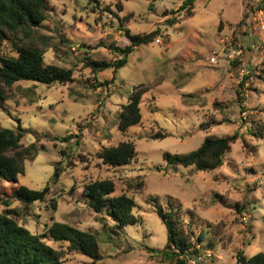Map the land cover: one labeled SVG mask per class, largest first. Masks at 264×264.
<instances>
[{
    "label": "rangeland",
    "instance_id": "obj_1",
    "mask_svg": "<svg viewBox=\"0 0 264 264\" xmlns=\"http://www.w3.org/2000/svg\"><path fill=\"white\" fill-rule=\"evenodd\" d=\"M183 1L48 0V19L36 30L49 37L44 62L71 69L72 82L4 87L0 128L22 129V146L35 144L38 152L24 160L17 183L0 178V212L16 211L32 234H45L55 221L98 234L99 261L46 238L65 264H169L161 254L167 230L153 199L180 211L184 234L199 249L186 264H236L241 251L264 252V131L257 136L264 127V0H195L191 16ZM121 27L157 34L110 83L113 69L94 73L86 59H118L111 47L130 44ZM12 38L0 43V57L15 55ZM136 88L146 90L141 123L123 133L117 116ZM158 133L167 137L152 139ZM234 133L238 140L217 170L172 168L163 159L196 150L207 136ZM124 141L136 148L130 164H104L100 151ZM97 180H111L116 194L135 200L137 224L116 229L87 205L83 190ZM21 185L49 187V194L25 206L14 197ZM203 227L209 233L198 242Z\"/></svg>",
    "mask_w": 264,
    "mask_h": 264
},
{
    "label": "trees",
    "instance_id": "obj_2",
    "mask_svg": "<svg viewBox=\"0 0 264 264\" xmlns=\"http://www.w3.org/2000/svg\"><path fill=\"white\" fill-rule=\"evenodd\" d=\"M194 5L195 0H184L181 8L186 9L187 16H191ZM48 15V0H0V43L6 40L13 41L12 37L18 39L17 42L14 41L15 55L0 57V101L5 100L4 87L11 88L17 82L28 81L47 86L72 82L71 69L46 65L44 62V54L51 45L47 42L49 37L39 35L36 30L48 19ZM175 23L176 21L171 22L172 25ZM120 30L125 33L130 44L124 48L111 47V50L118 54V59L114 61L86 59L87 66L94 73L113 69L114 75L110 83L114 82L115 73L127 64L129 55L137 47L152 42L157 34L152 32L134 35L128 28L121 27ZM61 41L66 42L64 39ZM145 93L144 88H136L130 94L127 103L122 105L117 116L121 132L126 133L131 127L141 123L140 104ZM263 131L264 127L257 131L259 138L262 137ZM23 137L22 129L0 128V178L10 183H17L19 176L24 173V160H34L37 156L38 149L35 144L22 146ZM165 137L167 135L158 133L153 135L152 139ZM71 139L70 135L64 142H70ZM237 140L238 133L223 137L207 136L196 150L184 155L166 152L163 159L172 168L182 166L191 167L198 172L214 171L224 164L226 154ZM99 156L108 166H127L135 158L136 148L132 142L124 141L117 146L103 148ZM60 175L61 170L56 167L52 180L56 182ZM138 186L141 188L143 183H139ZM48 194L49 187L32 190L21 185L14 190L16 200L25 206L36 201H44ZM82 195L87 205L98 214L105 213L113 221L116 229L124 230L129 225L137 224L138 219L133 215V210L137 206L135 200L124 193L116 194L115 184L111 180L90 182L85 186ZM152 202L167 230V244L161 254L169 264H186L188 256L199 249L193 240H189L184 234L180 211L174 209L171 204L167 209L155 199ZM5 204L9 206L8 202ZM52 206L57 207L56 200L52 201ZM8 212V215L0 212V264H65L62 253L48 244L46 238L55 243H66L70 251L93 261L101 260L98 234L56 221L46 229L45 234H32L14 218L16 211ZM205 230L208 232L205 227L199 230L198 242L206 239ZM236 264H264V252L248 257L241 251L237 254Z\"/></svg>",
    "mask_w": 264,
    "mask_h": 264
},
{
    "label": "built area",
    "instance_id": "obj_3",
    "mask_svg": "<svg viewBox=\"0 0 264 264\" xmlns=\"http://www.w3.org/2000/svg\"><path fill=\"white\" fill-rule=\"evenodd\" d=\"M261 28L264 29V24L261 25ZM217 59H218V55L216 53H214L210 58H209V62L211 64H216L217 63Z\"/></svg>",
    "mask_w": 264,
    "mask_h": 264
}]
</instances>
